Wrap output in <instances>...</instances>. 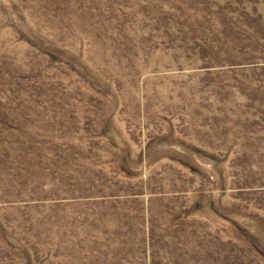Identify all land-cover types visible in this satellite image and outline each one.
Instances as JSON below:
<instances>
[{
    "label": "rangeland",
    "instance_id": "1",
    "mask_svg": "<svg viewBox=\"0 0 264 264\" xmlns=\"http://www.w3.org/2000/svg\"><path fill=\"white\" fill-rule=\"evenodd\" d=\"M0 264H264V0H0Z\"/></svg>",
    "mask_w": 264,
    "mask_h": 264
}]
</instances>
